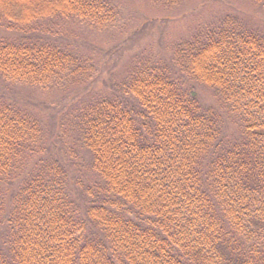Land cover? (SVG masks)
<instances>
[{"label": "trees", "instance_id": "trees-1", "mask_svg": "<svg viewBox=\"0 0 264 264\" xmlns=\"http://www.w3.org/2000/svg\"><path fill=\"white\" fill-rule=\"evenodd\" d=\"M249 1L115 70L75 28L115 26L114 0H0V264H264V0Z\"/></svg>", "mask_w": 264, "mask_h": 264}, {"label": "rangeland", "instance_id": "rangeland-1", "mask_svg": "<svg viewBox=\"0 0 264 264\" xmlns=\"http://www.w3.org/2000/svg\"><path fill=\"white\" fill-rule=\"evenodd\" d=\"M184 0L178 7L166 9L160 2L152 0H114L120 10L115 26L108 28H94L92 26L82 25L76 26V30L85 31L84 35L89 38V42L99 45L105 52L110 49V63L117 61L112 67L125 69L128 64V57L133 53H137L142 47H149L151 53H157L164 46L168 52H171L170 45L179 40L182 34L190 33L187 30L196 27L199 22H202L211 16L225 13V10L231 8L230 5H235V9L239 8L243 12L253 13L254 6L249 0ZM229 3V5L227 4ZM204 3V4H203ZM160 4L161 6H158ZM163 7V8H161ZM164 9V10H163ZM185 13L179 19L177 14ZM176 14V15H174ZM167 15H171L172 19L164 20ZM263 16L264 12L258 14L257 17ZM148 17H157L160 21V26L148 28L142 36L130 37L129 32L141 25ZM160 20H159V19ZM163 20V21H162ZM202 20V21H201ZM166 21V22H165ZM169 21V22H168ZM69 28H73L70 25ZM158 36L161 37L158 38ZM163 38V39H162ZM122 46L119 48L114 45ZM112 50V51H111ZM166 52V51H165ZM130 62V61H129ZM130 64V63H129ZM123 69V70H124ZM114 70V71H115Z\"/></svg>", "mask_w": 264, "mask_h": 264}]
</instances>
